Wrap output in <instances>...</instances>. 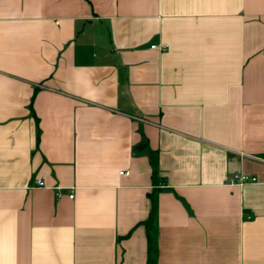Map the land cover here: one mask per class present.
I'll return each instance as SVG.
<instances>
[{
    "label": "crops",
    "instance_id": "1",
    "mask_svg": "<svg viewBox=\"0 0 264 264\" xmlns=\"http://www.w3.org/2000/svg\"><path fill=\"white\" fill-rule=\"evenodd\" d=\"M261 159L264 0H0V264H146L154 190L157 264H264Z\"/></svg>",
    "mask_w": 264,
    "mask_h": 264
},
{
    "label": "trees",
    "instance_id": "2",
    "mask_svg": "<svg viewBox=\"0 0 264 264\" xmlns=\"http://www.w3.org/2000/svg\"><path fill=\"white\" fill-rule=\"evenodd\" d=\"M158 156L156 152H150V165L152 176L156 185V176L158 172ZM150 210L147 219L143 222L147 239V261L146 264H157L158 244V198L157 190L149 194Z\"/></svg>",
    "mask_w": 264,
    "mask_h": 264
},
{
    "label": "built area",
    "instance_id": "3",
    "mask_svg": "<svg viewBox=\"0 0 264 264\" xmlns=\"http://www.w3.org/2000/svg\"><path fill=\"white\" fill-rule=\"evenodd\" d=\"M153 49L157 48L156 46H151ZM262 161H264V159H261ZM231 183L232 184H237V185H246V184H254V183H258V179L256 177H252L249 176L248 174L245 173H237V174H233L232 178H231ZM37 183L39 186L44 185L43 182L41 180H37ZM69 198H72V195L69 196Z\"/></svg>",
    "mask_w": 264,
    "mask_h": 264
}]
</instances>
